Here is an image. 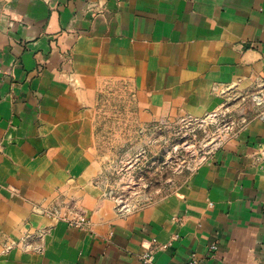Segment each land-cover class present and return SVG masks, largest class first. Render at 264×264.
I'll return each instance as SVG.
<instances>
[{
	"label": "crops",
	"instance_id": "crops-1",
	"mask_svg": "<svg viewBox=\"0 0 264 264\" xmlns=\"http://www.w3.org/2000/svg\"><path fill=\"white\" fill-rule=\"evenodd\" d=\"M262 82L264 0H0V264H145L150 250L152 264H264V159L251 157L264 112L126 215L103 198L92 149L109 85L137 92L150 123Z\"/></svg>",
	"mask_w": 264,
	"mask_h": 264
},
{
	"label": "rangeland",
	"instance_id": "rangeland-1",
	"mask_svg": "<svg viewBox=\"0 0 264 264\" xmlns=\"http://www.w3.org/2000/svg\"><path fill=\"white\" fill-rule=\"evenodd\" d=\"M130 88L119 83L100 92L92 147L101 168L97 183L103 198L119 214L138 212L176 193L193 173L213 163L249 120L264 112L262 82L249 93H224V103L202 117L168 114L143 122L137 92ZM258 156L264 159L258 151L251 155L256 162ZM67 212L70 218L79 215L73 203Z\"/></svg>",
	"mask_w": 264,
	"mask_h": 264
},
{
	"label": "built area",
	"instance_id": "built-area-1",
	"mask_svg": "<svg viewBox=\"0 0 264 264\" xmlns=\"http://www.w3.org/2000/svg\"><path fill=\"white\" fill-rule=\"evenodd\" d=\"M72 225L77 227H83L86 223L83 218L77 219L76 221L70 222ZM218 246L216 244L211 245V250H217ZM143 260L145 264H152L153 263V251H148L144 254ZM202 260L196 254H192L188 261L185 264H201Z\"/></svg>",
	"mask_w": 264,
	"mask_h": 264
}]
</instances>
